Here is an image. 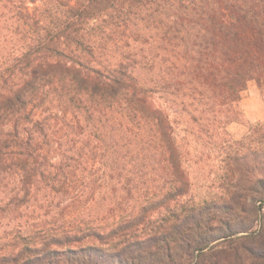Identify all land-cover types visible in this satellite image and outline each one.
<instances>
[{
    "label": "trees",
    "instance_id": "16d2710c",
    "mask_svg": "<svg viewBox=\"0 0 264 264\" xmlns=\"http://www.w3.org/2000/svg\"><path fill=\"white\" fill-rule=\"evenodd\" d=\"M250 81L264 0H0V264H264Z\"/></svg>",
    "mask_w": 264,
    "mask_h": 264
},
{
    "label": "rangeland",
    "instance_id": "374dc122",
    "mask_svg": "<svg viewBox=\"0 0 264 264\" xmlns=\"http://www.w3.org/2000/svg\"><path fill=\"white\" fill-rule=\"evenodd\" d=\"M157 103L159 104L160 102L157 100ZM241 108L249 123H256L264 119V81L262 87H259L255 81L248 83L241 99ZM228 129L234 136H238L245 130V126L239 123H233ZM183 136L184 131L182 126L176 125V140L190 151L189 157L196 158V146L194 142L188 141V139H182ZM200 163L198 165H204V163ZM186 165L189 168L192 182L190 194L195 200L199 201L208 194L207 170H205L207 166L204 165L205 168L201 170L199 166H193L192 162H188Z\"/></svg>",
    "mask_w": 264,
    "mask_h": 264
}]
</instances>
